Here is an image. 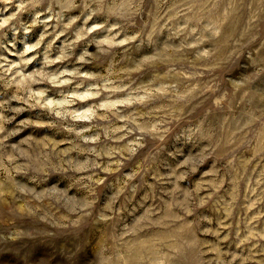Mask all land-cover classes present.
<instances>
[{
  "label": "rangeland",
  "instance_id": "374dc122",
  "mask_svg": "<svg viewBox=\"0 0 264 264\" xmlns=\"http://www.w3.org/2000/svg\"><path fill=\"white\" fill-rule=\"evenodd\" d=\"M0 264H264V0H0Z\"/></svg>",
  "mask_w": 264,
  "mask_h": 264
}]
</instances>
